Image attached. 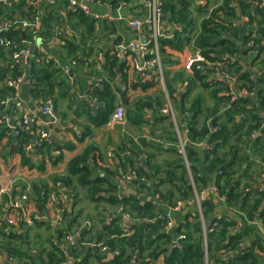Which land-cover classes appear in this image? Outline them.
Wrapping results in <instances>:
<instances>
[{
    "label": "trees",
    "instance_id": "16d2710c",
    "mask_svg": "<svg viewBox=\"0 0 264 264\" xmlns=\"http://www.w3.org/2000/svg\"><path fill=\"white\" fill-rule=\"evenodd\" d=\"M40 1L8 0L6 3H0V19L10 24L7 29L1 28L0 31V41H5V44L0 42L2 87L0 109L2 102L14 98L17 94L8 82L16 81L27 74L26 65L10 66V64L15 53L27 48L24 43L34 41L32 29L37 15L46 12L44 18L42 17V28L53 30L54 25H64L53 12L55 11L53 5H46L45 8L39 6ZM102 1H110L115 7L122 2H130V0ZM161 2L162 13L169 14L172 23L192 26L195 15H200V34L197 36L195 46L201 50L205 62L192 65L193 76L187 79L188 89L180 99L171 95L173 87L167 84L169 99H158L159 103H154L161 115L158 120L168 121L167 126L160 128L175 146L173 149H168L170 159L164 162V165H158L154 162L153 155L152 157L149 155L150 159L147 162L146 160L139 162L137 153L135 156L133 154L123 158L119 154V157L125 160V167L129 166V171L132 170L136 174L131 186L141 188V192L142 189H151L169 209L176 207L182 201H193L196 194L206 192L209 177L213 180L219 200L216 201L214 194H210L201 202L200 213L189 212L178 230V236L183 237L173 246L174 237L166 229L168 217L154 216L152 210L155 205L149 202L142 203L137 196L118 197L119 188L116 181L120 175L116 170L106 168L99 163L95 156L99 149L92 145L87 148L83 156L68 164L64 176L56 174L48 181L32 183L24 211L29 209H26L29 205L33 209V213L29 214L30 218L44 215L47 212L50 195L63 192L65 188L74 195V208L79 205L83 192L84 197L93 204L94 215L85 216L80 209L68 219L65 213L66 224L58 229L55 235L51 233L45 236L44 240L38 233L36 239L42 244L38 252L39 257L35 261L33 256L18 249L21 248L22 243L24 244L25 239L22 235L12 233L11 228L19 225L28 231L33 229L31 228L33 226L35 229L45 228L50 231L51 225L43 220H36L28 225L23 220H19V210L13 207L10 208L13 213L11 217L16 224L10 226L0 213V252L7 253L14 260V264H66L69 251L74 264H105L103 259L106 253L115 255L109 264L264 263V208L260 212L264 201V190L258 182V177L264 173V6H260L264 0H219L212 11H207V6L203 11V8L196 6L194 0H161ZM235 3L239 6L241 17L248 18L242 21L240 27L233 23L236 16ZM69 6V0L55 5L56 8L60 7L65 11L69 20H77L79 25L87 21L90 39L94 29L91 20L88 19L89 16L80 9L73 11ZM24 21L29 22L28 27H23ZM242 34L246 48L245 55L250 60L251 66L263 69L255 80L245 72L243 63L232 60L240 53L238 42ZM42 38L48 43L52 36L43 32ZM59 39L62 44L64 43L59 46L60 50L69 55L77 53L83 49L82 45H86L83 37L80 44L75 39L63 41L62 35ZM190 42L187 40V44ZM178 44L180 46L182 44L178 36L175 40L167 42L160 40V54L164 52L165 46L174 47ZM222 57L228 58L224 60ZM112 60L113 64L117 63L115 55ZM198 65L205 67L204 71L199 70ZM30 67L33 98L43 101L53 99L61 71L54 62H40L37 56L32 58ZM216 74L227 76L240 92L252 95L258 87L260 90L256 98L241 97L233 94L229 83L226 80H218ZM114 77L115 74L111 72L110 78L113 80ZM213 77L215 81L211 80ZM141 81L143 83L139 82L133 87L140 86L146 89L153 84ZM101 85L104 89L101 90L100 86H96L93 93V98L102 104L99 115L91 119L95 125L109 123L118 107L114 82L103 80ZM168 105H171L176 114L179 128L181 124L187 129L185 156L178 151V133L171 116L162 115V110ZM151 109H153L152 104L139 100L127 111V120L142 129L147 125L146 111ZM257 132H261V136L254 138ZM140 143L143 147L163 151V147L159 144H148L143 139ZM27 144L24 139L18 149L25 165L29 160L25 151ZM203 145L206 146L203 148ZM248 149L251 153H248ZM46 153L49 154V158L52 157L51 148L48 146ZM89 159L94 164L92 167L86 166V161ZM256 161H260L261 166L251 172ZM186 163L189 164L190 172ZM97 169L104 174L98 176ZM43 170L42 166L40 171ZM142 178L147 179V182L152 180L150 187L140 185L138 180ZM242 178L247 182L243 183ZM4 199V204L16 201L15 193H12L11 197L5 196ZM55 204L57 208L62 207L59 203ZM218 206L223 210L228 209L219 216L220 218L215 217ZM229 211H237L241 215L234 214L231 220L227 218ZM258 214L260 215L257 220ZM123 215L133 223L123 227ZM86 221L91 223L89 229L85 226ZM143 221L145 222L142 223ZM207 226L208 230L212 227V231L204 237ZM69 235L76 237L73 245L67 241ZM250 239L253 240V246L242 251V246ZM160 259L162 262H159Z\"/></svg>",
    "mask_w": 264,
    "mask_h": 264
},
{
    "label": "crops",
    "instance_id": "0c3cea01",
    "mask_svg": "<svg viewBox=\"0 0 264 264\" xmlns=\"http://www.w3.org/2000/svg\"><path fill=\"white\" fill-rule=\"evenodd\" d=\"M62 1L64 0L40 1L39 6L42 5L45 8L46 5H53L52 7L55 10L53 12L58 15L64 25H54L53 30L46 29L45 27L42 28V17L44 18L46 12L43 11L40 15H37L34 28L32 29L34 41L32 43H24L27 48H23L17 52L18 54H20L21 51L27 53L25 60H22L20 63L26 65L27 74L16 81L8 82V85L13 87L17 94L14 98L7 99L1 103V217L7 222L9 218L13 219V217H11L13 216V213L10 208H13V203H18L22 208L21 210L18 209L19 220H23L21 216L30 218L29 214L33 213V209L28 205L26 209H29L24 211L25 205L28 202L30 185L42 180L48 181L51 176L56 174L64 176L67 172L68 164L83 156L87 148L93 145L99 149L95 154L99 163L106 168L116 170L120 175L116 181L119 188L117 194L118 197L129 195L137 196L141 199L142 203L149 202L155 205L152 210L154 216H160V218L168 217V219L173 222L174 227L169 230L166 229L174 237L172 243L174 246L181 238V236H178V230L188 213H200L201 202L205 198H208L210 194H214L216 201L219 200L216 195L213 180L209 177L207 191L200 195L196 194L193 201H182L179 204H185L183 209L180 212H175L172 208L169 209L164 205L159 200L158 195H156L151 189H142L141 192V188L131 186L133 180L136 178V174L132 170L129 171V166L125 167V160L123 161V159L119 157V154L123 158L130 157L133 154L135 156V153H137L139 162H144L145 160V162H147L150 159L149 155L151 157L153 155L154 162H157L158 165H164V162L170 159L168 149H173L175 146L169 141L170 137L166 136L163 131H161L162 129L160 127L167 126L168 121L158 120L161 115L157 111L155 104L159 103L160 100L158 99H169L167 84L172 85L173 91L171 95H173L174 98L180 99L183 93L187 91V79H190V77L193 76V71L186 66L188 60L196 55H200V57L203 58V61L200 63L205 62L204 56L201 55V50L195 46L197 36L200 34V15H195V21L192 22V26H183L170 22L169 14L162 13L159 16L155 15L154 5H162L161 0H130V2H122L117 7L113 6L110 1L75 0L77 2L75 8L71 5L72 0H69V8L71 10L77 11L80 9L89 16L88 19L91 20L94 29L93 36L89 39L88 36L90 35V32H87V21L82 25H79L77 24V20H69L68 15L63 9L55 7L56 4L59 5ZM81 1H85L87 4L83 5ZM201 1H204V5L200 4ZM194 2L196 6L203 8V11L206 10V6L207 11H212L218 4L219 0H194ZM234 7L235 12L239 10V6L236 3L234 4ZM247 19L248 18L246 17L242 18L241 14L238 16L236 12L233 23L235 26L240 27L242 21H246ZM1 20L2 19H0V31L1 28L7 29L10 26L7 21H5V23ZM25 23L29 26V22L24 21L23 24ZM133 23L140 24L142 28L140 30L133 29L131 27ZM154 29L158 30L160 37L155 38ZM43 32L52 36V39L48 43H45L42 38ZM60 35H62L63 41L67 39H75L79 44L83 37L86 45H82L83 49L77 53L69 55L65 51H61L59 48V46L64 44H62L59 39ZM177 36L179 37V40L182 41L181 46L180 44L174 47L167 45L164 48V52L160 54L159 41L165 40L167 42L169 40H175ZM243 39L244 36L242 34V38L238 42L240 53L236 58H232V60H237L243 63L246 66L245 71H247L251 62L245 55L246 51L244 50H246V48L244 47ZM187 40L191 42L187 44ZM140 46H146L149 51L158 54V59L161 65L160 69L148 64V60L157 55H151L150 53L147 56H144L139 49ZM31 48H35V53L32 55H30ZM114 55L117 57V63L115 64H113L112 60ZM34 56H37L40 62H54L56 67L61 71L60 77L57 80L59 85L54 91L55 94L53 95V99L49 98L54 103L57 113L56 118H51L48 115L42 114L41 108L45 105L46 100H37L31 95L33 89V82L31 80L32 72L30 74L28 73L29 66L27 64V59L29 57L33 58ZM227 58L228 57L223 59L227 60ZM16 65L19 64H14L12 58L10 66ZM139 68H144V73H141ZM204 69L205 67L200 68L202 71H204ZM262 70V68L256 67L255 69L253 67V76L251 74L249 75L255 80L257 74ZM111 72L115 74L113 80L110 78ZM165 73H167L166 76ZM221 76H223V79L226 80V82H229L223 74H216L215 77L218 80H223L220 78ZM215 77L211 80L215 81ZM103 80L106 82H114V85H116L115 95L118 102L117 108H123L125 114L123 124H109L112 121L114 114L111 116L110 122L107 124L99 125V123L95 125L91 121V119L96 118L101 111L102 104L99 103L96 98H93V93L96 86H100L101 90L104 89V86L101 85ZM141 80L153 84L146 89H143L140 86L133 87L135 84H139V82L143 83ZM1 88L0 85V89ZM231 88L233 94H238L245 98H256L257 93L260 90L258 87L255 94L251 95L246 92L238 91L236 87V91L233 90V87ZM199 90L201 89L199 88ZM17 99L21 101L19 106L11 104V102ZM139 100L148 101L153 106V109L146 111L145 120L147 125L143 126L142 129L137 128L136 125L127 120V111ZM169 107H171V105L166 106V108ZM163 110L162 115L167 116V114H163ZM172 111L174 112L173 109ZM168 115L171 116V114ZM22 116L34 117L36 123L27 128L26 131L20 132V134L17 135L16 130ZM174 116L175 119L173 120L172 117L171 119L178 133V146L179 136H181L187 144V129L181 124L180 129L175 113ZM184 123H186V121ZM260 136L261 132H257L253 137L257 138ZM24 139H26V142L28 143L27 146H25L26 157L29 159L26 165L18 151ZM142 139L146 140L148 144H159L163 147V151L160 152L151 147H143L140 143V140ZM47 146L51 148V158H49V154L46 153ZM204 146L206 145H203V148ZM41 148L43 149L41 150ZM248 153H251L250 149H248ZM182 155L185 156L184 154ZM57 158L58 160H56ZM93 165L92 160L89 159L86 161V166L92 167ZM42 166L44 167V170L40 171ZM260 166V161H256V164L252 166L253 170H251V172L255 171ZM186 167L190 172L189 164L186 163ZM96 174L102 176L104 172L97 169ZM127 176H132V180L127 181ZM241 180L243 183L247 182L245 178H242ZM138 182L140 185L150 187L152 180L151 182H147V179L142 178L138 180ZM258 182L264 190V173L258 177ZM193 187H195V184ZM12 193H15L16 201L4 204L3 200L5 201V196L10 195L11 197ZM60 193H64L67 196V202L62 204V206L65 208L64 215L66 213L68 219H71L75 215V211L77 212L80 209L83 210L85 216L94 215L95 210L93 204L84 197L83 192H81V201L76 208H74V195L70 191L64 188L63 192ZM219 206L215 212V217L217 218L228 211V209L223 210V208ZM263 208L264 201L261 205L260 212ZM46 209L47 212L42 215L41 220L51 225L50 231L45 228L35 229L33 226L31 227L33 229L28 231H25L19 227V225L11 228V231H13L12 233L22 235L23 239H25L24 244L22 243L21 248L18 247V249H22L23 252H27L28 255L33 256L35 261H37L39 257L38 252H40L42 244L38 242L36 235L40 233V236L45 240V236H49L51 233V235H55L57 230L61 229L63 225L66 224L64 215L63 222H54L58 213L55 203L50 201L47 204ZM25 212H28V214ZM228 213L227 218H230L231 220L234 218V214L241 215L237 211H229ZM259 215L260 214L257 215V220L259 219ZM122 217L123 227H127L129 224L127 223V220L130 219L124 215ZM23 222L25 223V219ZM88 223L90 222L86 221L85 226L89 229L91 223L87 226ZM14 224H16V222ZM258 225L261 228V225ZM211 230L212 227L208 230L207 226L205 228L204 237L207 236ZM70 244L73 245L74 243L70 242ZM252 244L253 240L250 239L246 241L241 250L245 251L246 249L251 248L253 246ZM67 258L68 260L66 264L75 263L70 251L68 252ZM114 258L115 255L113 253H106L103 262L109 264ZM159 262H162L161 259ZM0 264L9 263L1 261ZM12 264H14V262ZM258 264L262 263L259 262Z\"/></svg>",
    "mask_w": 264,
    "mask_h": 264
},
{
    "label": "built area",
    "instance_id": "2783aa9c",
    "mask_svg": "<svg viewBox=\"0 0 264 264\" xmlns=\"http://www.w3.org/2000/svg\"><path fill=\"white\" fill-rule=\"evenodd\" d=\"M3 2V3H6L8 2V0H0V3ZM201 5H204V1H201L200 3ZM71 5L73 8L76 7L77 5V2L75 0H72L71 2ZM161 4H158V5H154L155 7V15L159 16L162 14V11H161ZM260 6H264V3H261ZM23 27H28L27 23L23 24ZM131 27L133 29H137V30H140L142 28V26L138 23H133L131 25ZM154 36L155 38H158L160 37V34L158 32L157 29H154ZM1 44H5V41L4 40H1L0 41ZM139 49L141 50V52L143 53L144 56H147L148 54L151 53V55H157L156 57L148 60V64L151 65L152 67H158V69L161 68V65H160V62H159V59H158V54L156 52H153V51H149L148 48L146 46H140ZM158 52V50H157ZM27 57V53L25 51H21L20 54H15L13 56V62L14 64H20L22 62V60H25V58ZM203 61V58L200 57V55H196L195 57L191 58L190 60L187 61V68L188 69H191L192 65L194 63H200ZM202 66L201 65H198L197 68L200 70ZM144 68H139V71L141 73H144ZM227 76H225L226 78ZM7 103V102H6ZM172 111V108L169 107V108H166L165 110H163V114H171V117L172 119L174 120L175 119V116H174V112H170ZM41 112L42 114L44 115H48L50 116L51 118H56L57 117V113H56V110H55V107H54V103L52 102V100H46L45 101V105L41 108ZM124 110L123 108H117V110L115 111L113 117H112V121L109 123L110 125L111 124H123L124 123ZM36 123V119L34 117H30V116H22L21 119H20V123H19V126L16 130V134H20V132H23V131H26L27 128H29L30 126H33L34 124ZM185 146H186V141H184L181 136H179V146H178V149L180 151V153L184 154L185 155ZM132 176H127L126 177V180L127 181H131L132 180ZM51 202L53 203H59V204H65L67 202V196L64 194V193H53L50 195V199H49ZM185 204H179L178 206L175 207V211H180L183 209ZM12 206L16 209H19L21 210L22 208L19 206L18 203H13ZM58 210V213H57V216H56V220H54V222H63V215H64V212H65V208L62 206V207H58L57 208ZM22 219L24 220L25 219V222H27L29 225H31L34 221H39L42 219V216H35L34 218H27L25 216H21ZM15 223L14 219H11L9 218L8 219V224L11 226ZM166 223H168V225L171 227L172 226V223L170 220H168ZM90 223L87 224V226H89ZM262 229V228H261ZM212 231V230H211ZM183 236H181L182 238ZM206 237V236H205ZM67 241L69 242H73L74 243V237L69 235L67 236ZM1 261H5V262H8L9 264H12L13 263V259L7 254V253H4V252H0V262Z\"/></svg>",
    "mask_w": 264,
    "mask_h": 264
},
{
    "label": "water",
    "instance_id": "95a60500",
    "mask_svg": "<svg viewBox=\"0 0 264 264\" xmlns=\"http://www.w3.org/2000/svg\"><path fill=\"white\" fill-rule=\"evenodd\" d=\"M81 2H82L83 5H86V4H87V2H85V1H81ZM236 12H237V15L240 16V12H239V10H237ZM238 23H239V20H238ZM34 53H35V48H31V50H30V55H32V54H34ZM31 62H32V57H29V58L27 59V64H28V66H29V67H28V73H29V74L31 73V67H30V66H31ZM248 73L251 74V75L253 76V73H252V72H249V71H248ZM220 78L223 79V76H221ZM227 82H228V81H227ZM228 83H229V84H232L233 90L236 91V88L234 87V84H233L231 81H229ZM240 96H241V95H240ZM241 97H244V96H241ZM20 102H21V101L17 99V100H14L13 102H11V104H16L17 106H19V105H20ZM164 215H166V214H164ZM127 223L130 224V223H133V221H131V220H127ZM142 223H144V222H142ZM50 224H52V223H50Z\"/></svg>",
    "mask_w": 264,
    "mask_h": 264
},
{
    "label": "rangeland",
    "instance_id": "374dc122",
    "mask_svg": "<svg viewBox=\"0 0 264 264\" xmlns=\"http://www.w3.org/2000/svg\"><path fill=\"white\" fill-rule=\"evenodd\" d=\"M245 51V50H244ZM244 67L246 68V66L244 65ZM252 66H251V64H249V69L247 70V71H249V72H252ZM256 69V68H255ZM247 71H245V72H247ZM248 73V72H247ZM253 73V72H252ZM249 74V73H248ZM226 79L227 80H229V81H231L228 77H226ZM224 80V79H223ZM231 82H233V81H231ZM234 83V82H233ZM231 87H232V84H229ZM172 209L174 210L175 209V207H172ZM175 211V210H174ZM181 211V210H180ZM180 211H175V212H180ZM171 223H172V226L170 227L169 225H168V223H166V228L169 230L170 228H172V227H174V224H173V222L171 221Z\"/></svg>",
    "mask_w": 264,
    "mask_h": 264
}]
</instances>
